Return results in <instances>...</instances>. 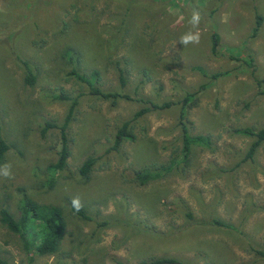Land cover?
<instances>
[{
	"label": "rangeland",
	"instance_id": "1",
	"mask_svg": "<svg viewBox=\"0 0 264 264\" xmlns=\"http://www.w3.org/2000/svg\"><path fill=\"white\" fill-rule=\"evenodd\" d=\"M147 1L132 7L112 44L121 0H51L50 6L0 0V133L9 145L0 168L7 164L12 172L10 179L0 176V208L18 218L26 196L60 206L67 222L60 250L45 256L26 249L0 222V258L10 264H141L161 257L264 264L257 254L264 251V143L246 160L254 139L235 132L264 127V0ZM193 12L201 16L200 42L184 46L181 36L196 31ZM257 15L262 23L253 37ZM68 49L77 62L65 57ZM24 61L36 76L33 86L25 84ZM72 68L82 75L98 69L101 90L130 98L113 104L90 95ZM187 93L195 94L189 132L209 135L213 146L193 149L190 166L139 185L135 170L167 166L181 146L179 101ZM60 94L81 96L66 130L67 166L50 187L46 169L57 160L60 133L43 129L61 125L68 113L71 101L56 99ZM149 101L174 104L132 122L136 138L110 150L117 129ZM88 157L98 160L85 179L78 170ZM77 198L91 220L71 212Z\"/></svg>",
	"mask_w": 264,
	"mask_h": 264
},
{
	"label": "trees",
	"instance_id": "2",
	"mask_svg": "<svg viewBox=\"0 0 264 264\" xmlns=\"http://www.w3.org/2000/svg\"><path fill=\"white\" fill-rule=\"evenodd\" d=\"M124 2V12L120 14V25L118 28H116V37L115 33L112 31L111 33V39H109V42L114 44L118 40L117 35L119 36L121 34V29L124 27V21L130 16L132 12V7L137 6L138 4L142 5L147 0H121ZM41 2L44 5H51V0H38V3ZM91 2L89 0L88 4ZM88 10L89 14V8L87 5V9H83V14H85ZM92 12V11H91ZM119 16V15H117ZM262 23V17L258 16L256 17V25L253 29L252 36L254 37L256 32L258 31L259 26ZM106 28L110 27L111 25H105ZM67 27V24H65L64 28L60 31L62 34ZM105 28V29H106ZM105 29L102 30V32H105ZM218 35L212 34L211 35V51L214 53L216 51V47L218 44ZM71 49H68L66 52V58H68V61L71 63L77 62L78 57H71ZM76 51V50H75ZM74 52V51H73ZM23 66L25 69V84L29 86H33L36 81V76L33 74L31 66L28 64L27 61L23 62ZM199 70V69H197ZM116 71L118 73V80L120 82L121 87H126L127 85V79L125 77V71L122 69V66H119L117 64ZM146 73V72H145ZM144 73V74H145ZM69 74L74 76L78 81L86 84L89 88L90 95L96 96L100 100H111L113 104L116 103L118 99H129L130 96L126 94H120L118 92H105L101 90L97 86V82L100 80V71L98 69H94L91 72L88 73V75H82L78 73V71L74 68H72L69 71ZM216 76V75H215ZM143 83V81L141 82ZM81 95H77L76 97H70L67 95H57L56 99H62L71 101L68 113L62 122L61 125H55L52 123H46V127L43 129V132L47 131L51 128H58L60 133V150L57 152V160L56 162L48 165L47 167V173L49 175V181L48 184L50 187L54 185V176L57 175L59 172L63 171L65 167L67 166V160L69 157V147H68V138H67V128L69 126V123L72 119V116L74 114L75 108L78 105V100ZM195 94L194 93H187L180 101V113H179V126H180V139H181V146L177 151H175V155L170 159V163L167 166H156L152 167V169L144 168V169H138L133 172L134 181L139 183V185H145L149 181L157 180L161 178L164 174H168L171 170L174 168H177L179 166H185L188 167L191 164V158L193 156V149L200 148V149H210L213 146L212 139L209 135H201V134H191L189 132V129L187 127V110L188 107L191 106L195 101ZM149 106H145L138 110L131 120L123 122L121 126L117 129L113 146L110 150H117L121 144L125 140H134L136 137L132 133V122L135 120L143 117L147 113H149L152 110L156 109H168L170 106H172L174 103L171 102H162L161 105L157 103H153L151 101L148 102ZM235 132L238 134L244 135L246 137H249L251 139H254L251 145L249 146L247 150V154L245 156L246 160H254V156L259 149V147L264 143V127L253 130L250 127L242 128V129H236ZM9 150V145L6 143V141L2 138L0 133V166L4 161V157L6 152ZM97 158L95 157H88L80 166L78 172L79 175L85 179H89L90 173L93 170V167L95 166L97 162ZM240 165V164H239ZM217 169V172L214 173H229L230 170L227 169ZM71 212L80 217L84 220H91V218L87 215L85 209L80 204L79 210H77L73 204L70 206ZM20 214L18 218H15V216L4 207L0 208V222L12 233L17 234L21 240L24 243V246L26 249L32 251V253H37L40 256L45 255H53L58 253L60 250L61 244L63 242V239L66 234L67 229V222L65 219V213L63 209L52 203H39L36 200L24 196L22 200L20 201L19 205ZM186 216L188 217L189 221L195 222L194 217L187 213ZM213 225H217L220 227H226L227 225L225 223L220 222L217 219H213L211 221ZM105 225V223H102L100 226ZM257 254L261 256V258L264 260V251H257ZM0 264H10L7 260L0 258ZM56 264H66L64 262H57ZM123 264V263H118ZM141 264H178V261L174 258H152L147 261H144Z\"/></svg>",
	"mask_w": 264,
	"mask_h": 264
},
{
	"label": "clouds",
	"instance_id": "3",
	"mask_svg": "<svg viewBox=\"0 0 264 264\" xmlns=\"http://www.w3.org/2000/svg\"><path fill=\"white\" fill-rule=\"evenodd\" d=\"M201 21V16L199 12H193L189 23L192 25L196 31H189L185 33L184 35L181 36L180 38V44L181 45H188V44H198L200 42V32H199V24ZM0 176H3L6 179H10L12 177V172H11V166L10 165H4L2 168H0ZM73 206L79 210L80 207V201L79 199H74L72 201Z\"/></svg>",
	"mask_w": 264,
	"mask_h": 264
}]
</instances>
